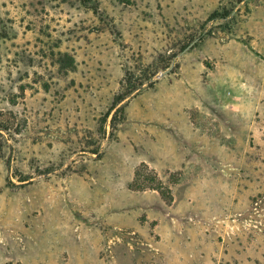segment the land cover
I'll list each match as a JSON object with an SVG mask.
<instances>
[{
  "label": "rangeland",
  "instance_id": "obj_1",
  "mask_svg": "<svg viewBox=\"0 0 264 264\" xmlns=\"http://www.w3.org/2000/svg\"><path fill=\"white\" fill-rule=\"evenodd\" d=\"M0 264H264V0H0Z\"/></svg>",
  "mask_w": 264,
  "mask_h": 264
}]
</instances>
